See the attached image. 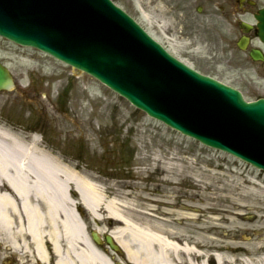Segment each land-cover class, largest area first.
<instances>
[{"label":"rangeland","instance_id":"374dc122","mask_svg":"<svg viewBox=\"0 0 264 264\" xmlns=\"http://www.w3.org/2000/svg\"><path fill=\"white\" fill-rule=\"evenodd\" d=\"M113 1L176 58L242 90L248 101L256 99V89L264 86V82L254 70L233 69L225 63L215 65L212 49L203 44L195 49V36L188 32L195 17V1ZM0 62L16 80L14 91L0 94L4 124L24 131L25 124L37 123L45 131L40 134L50 151L62 154L63 158L80 154L86 173L125 174L124 179L119 176L120 181L114 182L118 185L110 190L127 187L136 203L145 204L161 218L175 220L174 225L183 231L179 238L182 245L195 247L204 256L198 264H216L217 255L224 253L218 250L222 243H208L199 240V236L224 243L236 242L247 249L244 253L231 254L233 264H258L264 259V249L250 250L264 248L263 171L151 119L89 75L35 49L0 38ZM63 98L59 112L57 104ZM21 123L24 125L19 126ZM71 134L81 140H71ZM115 164L120 165L118 169H113ZM125 194L121 192L117 198L122 200ZM216 196L222 198L219 205L225 207L223 211L231 207L233 199H243L239 202L241 207L234 210L240 214V225H233L231 220L225 222L223 218L229 219V214L201 212L206 207L200 201L206 206V197ZM188 206L190 209L185 210ZM174 210L195 213L201 216V221L211 218L213 222L186 227L185 221L170 218L168 212ZM208 226L211 229H206ZM199 243L204 244L202 249L196 248Z\"/></svg>","mask_w":264,"mask_h":264},{"label":"water","instance_id":"95a60500","mask_svg":"<svg viewBox=\"0 0 264 264\" xmlns=\"http://www.w3.org/2000/svg\"><path fill=\"white\" fill-rule=\"evenodd\" d=\"M0 36L89 73L204 145L264 169V100L190 69L111 0H0ZM13 80L0 64V90Z\"/></svg>","mask_w":264,"mask_h":264},{"label":"bare ground","instance_id":"6f19581e","mask_svg":"<svg viewBox=\"0 0 264 264\" xmlns=\"http://www.w3.org/2000/svg\"><path fill=\"white\" fill-rule=\"evenodd\" d=\"M3 112L0 108V230L18 238V248L31 251L36 247L43 256L46 244L52 247V254L61 264L68 260H77L80 264H109L104 250L86 235L83 220L74 210L80 204L96 222L102 215L118 221L114 229L106 232L119 243V254L130 264H198L197 261L204 257L195 247L182 245L179 238L183 231L174 225L175 220L155 215V210L145 204L108 197L75 165L46 150L36 136L27 137L24 132L6 127L1 116ZM206 198V206L200 201L206 207L201 210L204 215L209 212L229 214L231 217L223 220L240 225V214L234 210L241 207L242 198L233 199V210L230 207L224 211L221 209L225 207L219 205L221 197ZM213 200L215 203L210 204ZM189 209L188 206L185 210ZM168 214L170 218L185 221L186 227L213 222L211 218L201 221L200 215L183 210ZM199 229L203 230L201 226ZM198 239L222 243L218 250L224 253L217 255L216 264H233L232 253L247 252L236 242L224 243L205 236ZM203 247V243L196 246ZM262 249L250 248L253 252ZM258 264H264V259Z\"/></svg>","mask_w":264,"mask_h":264},{"label":"flooded vegetation","instance_id":"af4514ba","mask_svg":"<svg viewBox=\"0 0 264 264\" xmlns=\"http://www.w3.org/2000/svg\"><path fill=\"white\" fill-rule=\"evenodd\" d=\"M193 1L196 6L195 17L188 32L195 36V49L203 44L207 49H213L215 64L224 62L230 68L239 70L249 67L264 81V0ZM199 8L202 10L199 11ZM249 82L253 84L252 81ZM256 94L257 98H264V86L257 88ZM74 210L83 220L88 239L96 244L101 241L100 247L106 249L109 264H122L119 259L124 260L123 264H130L124 255L112 253L109 238L102 232L104 228L112 229L116 221L106 218L96 222L83 207L76 206ZM17 242L18 238L0 230V264L61 263L49 250L47 254L40 256L36 247L29 251L18 248ZM113 243L116 244V241ZM63 264L80 263L68 260L63 261Z\"/></svg>","mask_w":264,"mask_h":264}]
</instances>
